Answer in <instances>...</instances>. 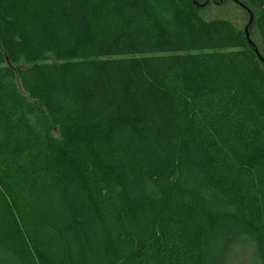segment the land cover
<instances>
[{
  "label": "trees",
  "instance_id": "obj_1",
  "mask_svg": "<svg viewBox=\"0 0 264 264\" xmlns=\"http://www.w3.org/2000/svg\"><path fill=\"white\" fill-rule=\"evenodd\" d=\"M198 8L0 0V264H264V65Z\"/></svg>",
  "mask_w": 264,
  "mask_h": 264
},
{
  "label": "rangeland",
  "instance_id": "obj_2",
  "mask_svg": "<svg viewBox=\"0 0 264 264\" xmlns=\"http://www.w3.org/2000/svg\"><path fill=\"white\" fill-rule=\"evenodd\" d=\"M200 1L201 3L204 2V0H200ZM238 2L246 5V8L248 9L249 12L240 5H238L236 0H226L222 3L219 2V5L212 3L208 6L198 8L199 11L198 15L206 23L227 21L234 27V29L237 32L245 34L246 29L250 22V14H252L254 23L251 29H249L250 39L258 48L260 55L264 58V41L261 38L259 31L257 29V20L259 17V12L256 9H254L251 5H249L245 0H238ZM47 59L48 61L55 62V59L51 54L48 55ZM262 65L264 64L262 63ZM185 189L188 192V195L194 200L200 198V195L198 194V190L194 188V185L192 186V180L188 183V186H186ZM212 216L217 227H219L220 224L228 220L229 221L235 220V218H229L230 216L221 215L219 213L217 214L212 213ZM236 264H254V263L251 259H244L238 261Z\"/></svg>",
  "mask_w": 264,
  "mask_h": 264
},
{
  "label": "water",
  "instance_id": "obj_3",
  "mask_svg": "<svg viewBox=\"0 0 264 264\" xmlns=\"http://www.w3.org/2000/svg\"><path fill=\"white\" fill-rule=\"evenodd\" d=\"M238 2V1H237ZM239 5L241 7H243L244 9H246L248 11V9L246 8V6L242 5L239 3ZM249 12V11H248ZM254 23V19H253V16L252 14H250V22H249V25L246 29V32H245V35H246V39H247V43H248V46L249 48L255 52V54L257 55L258 59L260 60V62H262L264 64V58L260 55L259 51H258V48L255 46V44L252 42V40L250 39V35H249V29H251L252 25Z\"/></svg>",
  "mask_w": 264,
  "mask_h": 264
},
{
  "label": "flooded vegetation",
  "instance_id": "obj_4",
  "mask_svg": "<svg viewBox=\"0 0 264 264\" xmlns=\"http://www.w3.org/2000/svg\"><path fill=\"white\" fill-rule=\"evenodd\" d=\"M224 1H226V0H219V1L218 0H204V2L201 3V1L199 0V8L200 7L208 6V5L212 4V3H215V4H218L219 5V2L222 3ZM237 4L239 5V2H237Z\"/></svg>",
  "mask_w": 264,
  "mask_h": 264
}]
</instances>
